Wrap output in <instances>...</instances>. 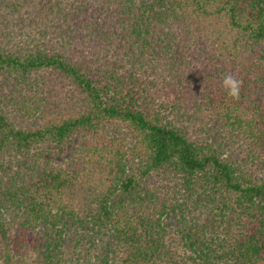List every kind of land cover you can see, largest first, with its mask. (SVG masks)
<instances>
[{"label": "trees", "instance_id": "1", "mask_svg": "<svg viewBox=\"0 0 264 264\" xmlns=\"http://www.w3.org/2000/svg\"><path fill=\"white\" fill-rule=\"evenodd\" d=\"M9 218L37 264H264V0H0Z\"/></svg>", "mask_w": 264, "mask_h": 264}, {"label": "rangeland", "instance_id": "2", "mask_svg": "<svg viewBox=\"0 0 264 264\" xmlns=\"http://www.w3.org/2000/svg\"><path fill=\"white\" fill-rule=\"evenodd\" d=\"M7 223L9 232L5 241L0 236V253L8 251L9 264H37L38 243L33 239L34 235H27L16 223H12L10 218ZM5 243L9 250L4 246Z\"/></svg>", "mask_w": 264, "mask_h": 264}, {"label": "clouds", "instance_id": "3", "mask_svg": "<svg viewBox=\"0 0 264 264\" xmlns=\"http://www.w3.org/2000/svg\"><path fill=\"white\" fill-rule=\"evenodd\" d=\"M222 83L223 88L226 90V93L230 98L234 100L239 99L241 90V82L239 80L231 74H225Z\"/></svg>", "mask_w": 264, "mask_h": 264}]
</instances>
